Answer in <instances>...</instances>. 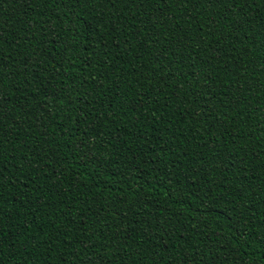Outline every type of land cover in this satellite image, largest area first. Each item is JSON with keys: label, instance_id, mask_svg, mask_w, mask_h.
<instances>
[{"label": "trees", "instance_id": "obj_1", "mask_svg": "<svg viewBox=\"0 0 264 264\" xmlns=\"http://www.w3.org/2000/svg\"><path fill=\"white\" fill-rule=\"evenodd\" d=\"M0 264H264V0H0Z\"/></svg>", "mask_w": 264, "mask_h": 264}]
</instances>
